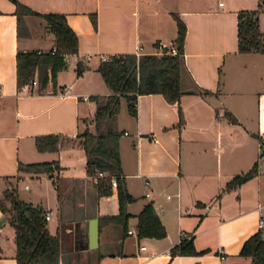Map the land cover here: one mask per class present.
<instances>
[{"label": "crops", "instance_id": "crops-1", "mask_svg": "<svg viewBox=\"0 0 264 264\" xmlns=\"http://www.w3.org/2000/svg\"><path fill=\"white\" fill-rule=\"evenodd\" d=\"M21 1L40 11L64 12L77 48L66 54L54 85L40 87L35 76L34 82L17 85L16 49H47L53 32L41 15L26 12L17 20L14 2L0 0V195L9 185L18 194L17 179L34 177L37 189L19 197L50 210L48 218L55 214L54 229L46 222L48 230L61 233L60 251L78 253V264H247L249 257L237 254L240 244L264 227V51L237 49L236 12L259 0ZM173 12L185 23L178 99L182 120L176 102L160 91L138 92L135 114L126 107L117 140L133 198L125 203L123 228L118 218L102 216L118 210L116 186L109 183V191H97L77 133L90 127L92 94L110 91L98 61L112 52L165 51L162 45L173 43L176 33ZM258 26L264 29V6ZM77 59L83 63L80 72ZM248 64L247 71L258 79L253 87L242 85ZM46 132L60 134L56 148L36 147L34 135ZM121 135L126 137L120 141ZM52 158L59 166L51 171L17 166L18 160ZM254 160L249 177L228 183ZM148 200L164 226L161 236L136 233V213ZM92 216L98 233L96 244L89 245ZM6 221L0 208V264H16L13 227ZM59 221L70 223L66 231ZM181 232L191 236L196 251L170 254Z\"/></svg>", "mask_w": 264, "mask_h": 264}, {"label": "trees", "instance_id": "trees-1", "mask_svg": "<svg viewBox=\"0 0 264 264\" xmlns=\"http://www.w3.org/2000/svg\"><path fill=\"white\" fill-rule=\"evenodd\" d=\"M14 2L17 20L23 13H37L44 17L53 32V45L47 49L17 48L15 51L16 84L29 81L34 76L38 85L55 84L56 71L66 65V54L77 48V35L69 24L66 14L62 11H40L32 8L21 0ZM264 3L258 1L253 7H240L236 12V44L240 51H264V29L258 26V11ZM176 21V33L173 38L175 51L165 50L160 53L143 52H112L100 59L96 65L110 91L106 94H92L95 99L93 110L94 129L84 126L78 133L79 143L86 154L85 170L91 176L97 169L114 175L116 179L117 212L103 214L118 218L124 228L128 212L126 201L133 198L128 191L122 175L117 139L120 130L112 126L118 109L119 96L126 98L127 109L135 114V100L138 92L160 91L167 100L176 102L179 120L182 111L178 99L180 87V71L183 67L182 41L185 23L173 12ZM83 68L81 59L75 63L76 72ZM229 117L234 116L225 111ZM109 118V120L107 119ZM105 125L101 129L100 122ZM60 134L56 132L38 133L34 135L37 148H56ZM264 147L261 148L263 150ZM20 169L32 171H51L59 166L57 159L20 161ZM255 171V160L242 172L234 173L228 183H236L249 177ZM99 193L110 190L107 178L98 177L94 181ZM0 208L7 214L13 227L16 264H56L57 254L61 245V233L50 232L44 217V208L26 201L17 194L16 186L9 185L2 189ZM136 233L138 235L161 236L165 233L164 226L154 210L150 200L144 202L136 213ZM174 252L196 251L191 236H180L179 240L169 248ZM238 255L249 257L247 264H264V227H258L249 233L240 244Z\"/></svg>", "mask_w": 264, "mask_h": 264}, {"label": "rangeland", "instance_id": "rangeland-1", "mask_svg": "<svg viewBox=\"0 0 264 264\" xmlns=\"http://www.w3.org/2000/svg\"><path fill=\"white\" fill-rule=\"evenodd\" d=\"M162 42H165L162 38V40H160ZM171 45H174V43H169L167 45L163 44L161 47V50H169V47ZM163 52V51H162ZM160 53V52H159ZM247 63H250V62H247ZM251 63H253L251 61ZM249 66H246L245 69V74H244V77L242 78V85L243 86H252L253 85H256L258 84V79H256L253 74L250 75V73L247 71L248 69L251 68V65L248 64ZM263 83V81H262ZM245 94L247 95L248 92H250V88L248 87V90L247 91H244ZM119 108L118 110L116 111L115 115L116 118L115 120L113 119L112 121V126H114L115 129H119V126L123 125L122 123L124 122V119H125V114L127 113L126 111V100L124 97H121L120 98V104L118 105ZM109 120V118H107ZM89 122H90V128L91 129H94V119H93V114H91V117L89 118ZM110 122V120H109ZM111 123V122H110ZM105 125V122L104 121H101L100 122V126H101V129H103V126ZM89 126V125H88ZM126 137V135H121L119 140H124V138ZM264 141V140H263ZM122 144V142H121ZM264 145V143H263ZM117 147H118V140H117ZM24 182H27L30 184V187L29 188H25L23 187V183ZM17 185H18V195H22L23 197H27L29 194H31L32 190L35 191V189H37L38 187V184H37V181L34 177H25L23 179H17ZM42 193L45 194V190L42 189L41 190ZM44 197V196H43ZM45 197L43 198V203L44 205H46V201L44 200ZM56 216L55 214H52V216L50 218H47L46 219V222H47V225L50 229V231H53L54 229V225H55V222H56ZM8 221L5 222V225H8L7 223ZM70 226V223L68 221H59V228H61L63 231H66L65 229ZM73 237L75 238V231L73 232ZM67 247V246H66ZM76 255V256H75ZM77 257V258H75ZM74 258L76 260H74ZM56 264H78V253H71V251H64V249H62L61 251L59 250V253L57 254V258H56Z\"/></svg>", "mask_w": 264, "mask_h": 264}, {"label": "built area", "instance_id": "built-area-1", "mask_svg": "<svg viewBox=\"0 0 264 264\" xmlns=\"http://www.w3.org/2000/svg\"><path fill=\"white\" fill-rule=\"evenodd\" d=\"M217 2H218V3H222V0H217ZM158 44H159V45H162V43H161L160 41L158 42ZM175 50H176L175 46H174V45H171V46L169 47V50H168V51H175ZM34 81H35V79L32 78V79H31V82H34ZM86 96H87L86 94L83 95V97H86ZM98 177H104V178H107V180L109 181L110 185H112V186H116V184H117L114 175L111 174V173H108V172L105 171V170L97 169V170L95 171L94 175H92V178H93L94 181H96ZM145 181H148V180L145 179ZM146 193H147V191H146ZM49 215H50V210H45V211H44V217H45V218H48ZM261 221H262V220H261V218H260V219H259V224H261ZM181 235H182V232L180 233V236H181ZM142 245H143V244H142ZM168 252H169V250H168ZM220 254L223 255L221 251H220Z\"/></svg>", "mask_w": 264, "mask_h": 264}, {"label": "water", "instance_id": "water-1", "mask_svg": "<svg viewBox=\"0 0 264 264\" xmlns=\"http://www.w3.org/2000/svg\"><path fill=\"white\" fill-rule=\"evenodd\" d=\"M38 206H41L40 203H38ZM87 239L89 245H94L97 242V233H98V227H97V218L95 216H92L88 220V226H87Z\"/></svg>", "mask_w": 264, "mask_h": 264}]
</instances>
